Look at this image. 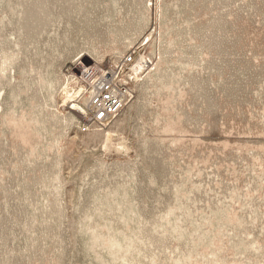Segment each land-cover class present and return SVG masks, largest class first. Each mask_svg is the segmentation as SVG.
Listing matches in <instances>:
<instances>
[{
  "label": "rangeland",
  "instance_id": "374dc122",
  "mask_svg": "<svg viewBox=\"0 0 264 264\" xmlns=\"http://www.w3.org/2000/svg\"><path fill=\"white\" fill-rule=\"evenodd\" d=\"M0 264H264V0H0Z\"/></svg>",
  "mask_w": 264,
  "mask_h": 264
},
{
  "label": "built area",
  "instance_id": "2783aa9c",
  "mask_svg": "<svg viewBox=\"0 0 264 264\" xmlns=\"http://www.w3.org/2000/svg\"><path fill=\"white\" fill-rule=\"evenodd\" d=\"M137 54V49H131L114 64L82 66L78 76L85 91L91 95L84 130L91 126H106L128 103L133 95L136 74L132 64Z\"/></svg>",
  "mask_w": 264,
  "mask_h": 264
},
{
  "label": "bare ground",
  "instance_id": "6f19581e",
  "mask_svg": "<svg viewBox=\"0 0 264 264\" xmlns=\"http://www.w3.org/2000/svg\"><path fill=\"white\" fill-rule=\"evenodd\" d=\"M132 69L135 72L136 77L139 78L145 72L144 63L139 61V59H137L132 64ZM82 91H83V87H78L76 88V90H74V93H73L74 95L73 96L71 95L72 97L70 100H72V103L75 104L74 106H72L74 110L77 109V110L83 111V108L80 106H89V103L91 101V95L85 90L82 94ZM70 93L71 92H68L69 96H70Z\"/></svg>",
  "mask_w": 264,
  "mask_h": 264
}]
</instances>
